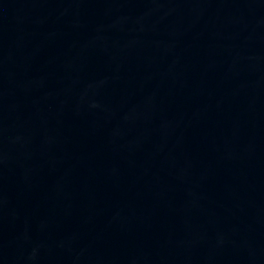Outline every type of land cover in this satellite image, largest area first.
<instances>
[{"label": "water", "instance_id": "95a60500", "mask_svg": "<svg viewBox=\"0 0 264 264\" xmlns=\"http://www.w3.org/2000/svg\"><path fill=\"white\" fill-rule=\"evenodd\" d=\"M0 264H264V0H0Z\"/></svg>", "mask_w": 264, "mask_h": 264}]
</instances>
